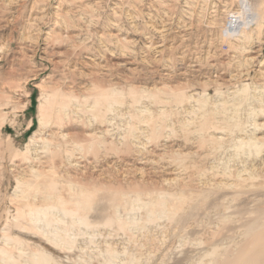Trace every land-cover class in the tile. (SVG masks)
Segmentation results:
<instances>
[{
  "label": "rangeland",
  "instance_id": "1",
  "mask_svg": "<svg viewBox=\"0 0 264 264\" xmlns=\"http://www.w3.org/2000/svg\"><path fill=\"white\" fill-rule=\"evenodd\" d=\"M34 253L264 264V0H0V264Z\"/></svg>",
  "mask_w": 264,
  "mask_h": 264
},
{
  "label": "bare ground",
  "instance_id": "2",
  "mask_svg": "<svg viewBox=\"0 0 264 264\" xmlns=\"http://www.w3.org/2000/svg\"><path fill=\"white\" fill-rule=\"evenodd\" d=\"M50 95V94H49ZM55 98V97H54ZM47 101V100H46ZM48 104V103H47ZM41 107V106H40ZM41 110V109H40ZM116 197V196H115ZM84 198V197H83ZM108 199V198H107ZM79 202V201H78ZM93 201L91 200V196H87V199H85L84 201V208L87 207L88 205H90ZM83 203V202H82ZM97 203V201L95 202ZM100 203V202H99ZM120 203V202H119ZM77 205V208L79 209L80 207V203H79V206L78 204ZM96 205V204H95ZM91 207V205H90ZM94 208V207H93ZM99 209V208H98ZM96 209V211L98 210ZM77 210V209H76ZM154 209H152L149 217L152 218L155 214L157 213H161V214H166V213H169L167 209H163L162 212H156V211H153ZM53 211H54V208H46V209H42V208H39L37 210H35L34 212H31L30 213V216H31V220L34 221V226L35 227H39V228H42L40 225L44 222V220H46L48 218V216L50 217L51 221L49 220L48 222H46L45 224V231L46 232H50L52 230V234H49L48 236L49 237H52V242H56L58 241L60 244L61 243H64L65 242V233H66V230L64 229H60L58 227L59 225V219L54 216L53 214ZM99 211V210H98ZM101 211V210H100ZM65 216H68L70 218H72V221L75 220V218H78L80 219L79 220V224H83V225H86V226H90V222L89 220L82 216H78L79 212L78 211H73V210H69L66 206L63 207V210L61 211ZM116 213V212H115ZM55 226V228L53 229V227ZM255 227V225L253 226ZM67 234V233H66ZM49 239V238H48ZM66 241H68L66 239ZM53 242V243H54ZM62 246V245H61ZM45 255L42 254V255H39L37 253H34L33 255V263L34 264H43L44 261H45Z\"/></svg>",
  "mask_w": 264,
  "mask_h": 264
},
{
  "label": "built area",
  "instance_id": "3",
  "mask_svg": "<svg viewBox=\"0 0 264 264\" xmlns=\"http://www.w3.org/2000/svg\"><path fill=\"white\" fill-rule=\"evenodd\" d=\"M232 19H233V20H235L236 18H235V17H233Z\"/></svg>",
  "mask_w": 264,
  "mask_h": 264
}]
</instances>
